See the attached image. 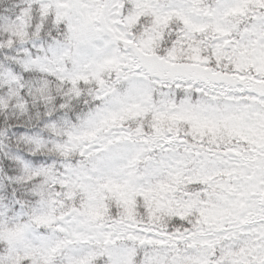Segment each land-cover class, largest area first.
Wrapping results in <instances>:
<instances>
[{
	"label": "snow or ice",
	"instance_id": "1",
	"mask_svg": "<svg viewBox=\"0 0 264 264\" xmlns=\"http://www.w3.org/2000/svg\"><path fill=\"white\" fill-rule=\"evenodd\" d=\"M0 264H264V0H0Z\"/></svg>",
	"mask_w": 264,
	"mask_h": 264
}]
</instances>
